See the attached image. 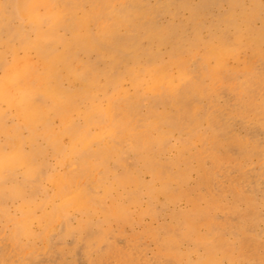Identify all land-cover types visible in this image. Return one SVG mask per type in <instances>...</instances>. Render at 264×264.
<instances>
[{"label": "bare ground", "instance_id": "6f19581e", "mask_svg": "<svg viewBox=\"0 0 264 264\" xmlns=\"http://www.w3.org/2000/svg\"><path fill=\"white\" fill-rule=\"evenodd\" d=\"M87 262L264 264V0H0V264Z\"/></svg>", "mask_w": 264, "mask_h": 264}, {"label": "rangeland", "instance_id": "374dc122", "mask_svg": "<svg viewBox=\"0 0 264 264\" xmlns=\"http://www.w3.org/2000/svg\"><path fill=\"white\" fill-rule=\"evenodd\" d=\"M191 179H194L193 176L191 177ZM145 180H147L146 177H145ZM191 181H193V180H191ZM142 199H143V201H146L145 197H143ZM174 206H177V207H180V208H185L186 207V205H185L183 200H179L175 204L168 203V207H174ZM160 221L161 220H160L159 217H152V218L144 217L142 219V223H140V224H136L135 223V224L132 225L131 228H129L127 226H123V227L117 228L116 226H114L112 228V231L117 232V231L120 230V231H123L124 234L127 236L126 239H124V240H122V242H120L121 245H123V246L126 245V243L127 244L130 243L129 242L130 239H128L129 235H131V234L139 235L137 240H136V244L144 245L145 250H144L143 253L145 254L146 258H149L151 256V254L154 252V244L151 242L150 238H148L147 236H140V233H141L142 227L144 225H147L149 227H153L156 224H158ZM192 246H193V243L191 242L188 245H184L183 248L190 249V248H192ZM67 257H69V256H67ZM84 264H90V263L87 262V263H84Z\"/></svg>", "mask_w": 264, "mask_h": 264}]
</instances>
